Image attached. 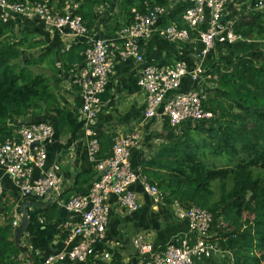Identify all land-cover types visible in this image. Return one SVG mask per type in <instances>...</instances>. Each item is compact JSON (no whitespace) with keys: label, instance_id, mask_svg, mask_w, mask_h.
Instances as JSON below:
<instances>
[{"label":"trees","instance_id":"1","mask_svg":"<svg viewBox=\"0 0 264 264\" xmlns=\"http://www.w3.org/2000/svg\"><path fill=\"white\" fill-rule=\"evenodd\" d=\"M48 1L57 8L65 2L78 3L75 13L83 18L88 31L102 23L110 24L107 28L114 30L123 28L133 21L132 10L143 13L146 7L153 6L170 10L172 2L178 3L161 26L175 22L183 27L180 16L186 8L181 0ZM237 1L249 8L246 16L232 24L233 32L241 40L218 45L217 58L209 54L204 66L205 76L210 78L201 81L206 88L203 106L213 116L185 123L177 135L170 130L168 141L153 148L149 157L138 161V166L147 181L163 193V208L169 218V208L174 203L185 209L199 207L212 214L211 231L226 253L221 258L223 264L229 254L230 264H264V61L259 60L262 55L254 44L238 45L250 41L264 47V12L253 9L254 0ZM111 20L119 24L111 25ZM15 28L14 23L0 22V142L15 134L19 120L51 124L48 113L53 114L50 118L55 117L52 124L57 132L69 134L74 140L82 122L59 102L51 89L50 76L35 73L31 68L44 65L51 74H56L58 63L69 68L80 64L90 41L60 51L47 47L43 39L29 30L16 34ZM107 28V35H111L113 31ZM35 49H41L38 56L23 58L25 50ZM241 50L242 54L237 55ZM155 135L156 132L150 131V140ZM112 138L100 137L99 158L110 156ZM97 178L93 168L77 173L74 188L64 190L61 198L67 200L76 195V187L89 189ZM11 209H6L8 223L0 228V264H15L22 250L11 232ZM222 223H226L225 228ZM102 252L103 245L96 244L87 264Z\"/></svg>","mask_w":264,"mask_h":264},{"label":"built area","instance_id":"2","mask_svg":"<svg viewBox=\"0 0 264 264\" xmlns=\"http://www.w3.org/2000/svg\"><path fill=\"white\" fill-rule=\"evenodd\" d=\"M181 1L186 6L180 16L183 27L175 22L161 26L169 13L165 7H146L143 13L132 10L133 21L121 28L116 36L90 41L84 52V65L72 75V84L78 87L82 102L78 120L82 122V132L88 137L86 153L98 175L85 194L62 199L61 168L56 164L46 168V147L54 135L50 123L19 120L15 134L0 142V171L12 181L20 195L37 199L51 195L72 220L65 241L68 247L47 256L39 264H65L66 261L86 264L94 246L105 240L112 204L128 213L139 209V194L134 190L136 184L156 208L165 205L163 193L147 181L141 168L134 170L131 167L130 154L141 141L140 129L114 136L110 156L99 158L100 141L92 126L113 69L110 50L116 51L121 60L131 58L141 65L137 85L145 98L144 120L159 123L166 119L169 126L176 129L185 123L208 120L213 116L203 106L204 87L181 91L182 80L189 76L192 83L198 84L204 77L209 79V75L205 76L204 66L209 54L217 58L216 45H231L241 40L232 30L233 23L224 21L227 6L240 2ZM77 8L78 3L73 2H65L57 8L48 0H0V22L18 24L24 20H36L50 36L55 33L65 35L64 32L68 31L74 38H85L88 30L83 18L75 13ZM263 8L264 0H254L253 9ZM155 37L176 48L193 41L202 44L201 50L192 54L193 68L189 69L183 60L146 64L142 46ZM2 192L0 179V195ZM171 207L177 219L187 222L188 231L195 239L189 241L187 236H176L164 247L155 248L146 234L139 233L133 238L132 245L143 258V264H196L226 254L211 231L213 219L210 212L194 206L185 209L178 203ZM11 218L12 226H18L19 212L12 210ZM100 256L107 261L106 264H121L114 262L109 252H102Z\"/></svg>","mask_w":264,"mask_h":264},{"label":"crops","instance_id":"3","mask_svg":"<svg viewBox=\"0 0 264 264\" xmlns=\"http://www.w3.org/2000/svg\"><path fill=\"white\" fill-rule=\"evenodd\" d=\"M177 3L174 2L171 4L170 10ZM243 5V9H249L246 3H243ZM235 6L236 4H229L227 6L224 16L225 22L233 23L235 21H230L232 20V11ZM115 12L114 10L109 15ZM100 13H103V9ZM235 15L234 19H236ZM24 21L28 27L27 30L33 32L39 39H43L47 47H55L60 51L67 50L82 41L89 43L93 39H109L116 36L117 32L122 28L114 30L107 28L110 24L107 23L104 25L102 23L88 31L85 38H74L68 34V31L64 32L65 35L55 33L50 36L45 32L41 23L36 20ZM112 22L111 25L119 24L115 21ZM106 28L107 30L113 31V33L107 35ZM250 44H254L256 49H260L261 45H255V43L250 41H243L238 45H243L241 47H244ZM218 45H216V48H218ZM201 48L202 44L197 41L184 43L176 48L155 37L142 47V51L146 64H167L175 60H183L186 61L189 69H192L194 66L192 54L198 53ZM242 52L243 50L237 53V55H241ZM109 55L113 58V69L112 73L109 74L104 93L101 95V108L96 115L92 128L96 132L99 141L103 135L114 137L130 132L136 128L140 129L141 141L136 147L132 148L129 159L131 167L137 170L140 167L138 166L140 159L149 157L153 148L166 143L168 141L167 137L170 135V130L177 135L180 132V128H171L168 126L169 124L166 119L159 123L153 120H144L145 98L143 92L137 85L141 65L137 64L131 58L126 60L119 59L117 52L113 50L109 51ZM82 63L74 64L71 68L67 67L65 63H58V72L50 75L52 91L60 99L59 102L71 110L77 118L78 110L82 102L78 87L72 84V75L82 68L84 61ZM203 86V82L194 84L189 76H185L182 80L181 91L194 88L201 89ZM33 119L36 120L37 118ZM54 119L55 117L49 119L51 124L54 123ZM150 131L156 132V135L151 140L149 138ZM87 142L88 137L82 130L78 131L76 138L72 140L69 134L61 135L54 128L52 140L46 147V168H50L54 164L61 168L63 191L74 188L75 175L77 173L93 168L86 153ZM0 179L3 186V192L0 195V228L8 223L6 220L7 216L5 215L7 208L10 207L12 208L11 210L19 212L21 223L22 205L24 203L32 204L25 208L27 224L18 243L15 241V235L20 223L16 227L12 226L11 229L16 245L22 249L16 256L15 264H39L47 256L66 249L68 247L65 242L68 235L67 230H71L70 222L72 220L64 208L57 205L53 196L49 195L41 199L23 197L15 188L12 181L6 175L2 174L1 171ZM134 188L139 194L140 206L137 211L128 213L115 204L111 206V213L105 230V240L100 244L103 245L104 252L111 254L112 260H116L121 264H143V258L139 256L132 245L133 238L139 233L146 234L147 239L155 248L164 247L167 242L176 236H187L189 241L195 239V236L188 231L187 222L177 219L172 207L169 208L171 211V217L169 218L166 214L167 211L163 208L165 205H158L156 208L152 200L143 194V190L139 184L134 185ZM87 191L88 189L86 187H76L74 192L76 194H85ZM220 262L221 258L213 257L203 262H197L196 264H220ZM106 263L107 261L100 254L94 256V260L91 262V264ZM65 264L69 263L66 261Z\"/></svg>","mask_w":264,"mask_h":264},{"label":"rangeland","instance_id":"4","mask_svg":"<svg viewBox=\"0 0 264 264\" xmlns=\"http://www.w3.org/2000/svg\"><path fill=\"white\" fill-rule=\"evenodd\" d=\"M242 6H244L243 3L242 4H240V3L236 4V6L234 7V10L232 11L233 15H232V20H230L231 22H233L234 20L236 21L241 16H246L247 15V13L249 12V9H246L245 7H244L245 9H243ZM261 11L264 12V8L261 9ZM234 15L236 16V19H234ZM27 29H28V27L26 25V22H20V23L16 24L15 33L19 34L21 31L27 30ZM40 51H41V49L40 50L39 49H37V50L35 49V50H31V51H26L25 50L24 54H23V58L36 57V56H38ZM259 53L262 55V57L259 60L264 61V47L260 46ZM31 69L35 73L44 72V73L48 74V76L51 75V73L44 67V65L43 66H36V67L34 66ZM50 83H51V78H50ZM52 115H53L52 113H48V121H49L50 117H52ZM220 162H222V159H220ZM221 225L223 226V228H225L226 223H222ZM231 256L232 255L229 254V258H224V261L226 262V264H230ZM228 261H229V263H228ZM220 264H223V263L221 262Z\"/></svg>","mask_w":264,"mask_h":264},{"label":"water","instance_id":"5","mask_svg":"<svg viewBox=\"0 0 264 264\" xmlns=\"http://www.w3.org/2000/svg\"><path fill=\"white\" fill-rule=\"evenodd\" d=\"M28 205H32V204H27V203H24L22 205V209H21V213H22V220H21V223L16 231V235H15V241L16 243L19 242V239H21L22 237V234H23V231L26 227V224H27V215H26V212H25V208L28 206ZM35 205V204H34Z\"/></svg>","mask_w":264,"mask_h":264}]
</instances>
